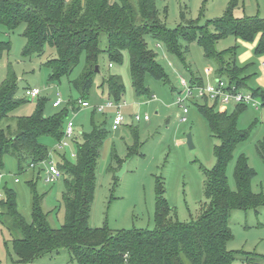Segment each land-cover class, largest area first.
Segmentation results:
<instances>
[{"label": "trees", "instance_id": "16d2710c", "mask_svg": "<svg viewBox=\"0 0 264 264\" xmlns=\"http://www.w3.org/2000/svg\"><path fill=\"white\" fill-rule=\"evenodd\" d=\"M234 2L226 7L221 17L207 20L204 25L187 19L181 12V23L170 29L156 7V0H0V25L8 31L21 23L25 25L23 57L42 56L47 44L53 49L54 57L47 58L45 63L50 69L51 81L68 77L84 55L81 73L69 81L78 93V99L87 100L90 94L99 73L101 52L106 54L109 66L121 64L123 54L128 53L130 80L137 96L148 94L146 75L168 85L169 78L157 53L148 47L147 38L161 44L167 54L177 58L189 74L190 84L203 85L186 61L187 46L196 41L204 57L214 62L216 75L239 89L246 85L249 76L243 74L247 65L236 63L237 45L224 51H218L215 45L229 36L248 43L257 39L253 53L256 57L263 56L264 18L235 17ZM101 33L106 35L104 51L99 48ZM9 48V43L0 42V58ZM101 88H105L108 98L112 96L116 102L124 92V85L115 74L103 77ZM16 92L17 78L9 70L0 84V167L2 159L10 156L16 160L19 170L25 165L29 168L33 165L31 169L34 170L48 156L49 147L41 142V138L48 137L53 144H58L64 137V118L68 111L64 108L45 116L44 100H41L31 116L15 119L14 129L3 128L1 124L9 119L8 113L20 103ZM248 92L264 106L263 89ZM76 101L70 103L72 108ZM201 101L203 105L199 112L219 144L213 148L214 167L202 169L206 204L196 219L181 223L173 218L172 208L164 197L163 184L157 177L152 230H114L106 225L91 228L88 221L95 192L96 164L102 143L111 130L112 118L109 128L105 121L99 125L92 122L90 132L81 133L73 140L75 162L62 156L58 164L64 187L61 198L64 219L60 228L53 229L48 224L47 214L42 210L43 196L33 190L31 221L27 223L17 210L14 192L4 188L0 222L10 232L16 264H29L60 250H66L70 262L76 264H232L238 256L248 263L257 260L256 257L261 258L227 249V243L232 239L228 227L230 211H257L264 207V193H254L251 189L256 174L244 155L235 162V190L229 189L227 183L226 170L233 152L237 144L248 137L247 132L237 127L239 115L246 105L237 104L233 112L228 113L225 108L217 110V105L207 99ZM256 151L264 163V138L257 143ZM131 155L130 150L122 160L112 151L113 165L109 166L108 172H117Z\"/></svg>", "mask_w": 264, "mask_h": 264}, {"label": "rangeland", "instance_id": "374dc122", "mask_svg": "<svg viewBox=\"0 0 264 264\" xmlns=\"http://www.w3.org/2000/svg\"><path fill=\"white\" fill-rule=\"evenodd\" d=\"M232 1L156 0V7L166 27L173 29L181 23V12L187 19L197 22L198 25H204L207 20L221 17ZM234 1L235 17L264 18V0ZM24 29L23 23L13 31H8L5 26L0 25V42L10 44L9 51L3 53L0 58V84L11 70L17 78L16 99L20 101L19 105L8 113L9 119H5L1 127L10 126L14 129L16 118L31 116L36 111L38 103L44 100L43 114L45 116L67 109L64 124L66 125L68 121L72 122L73 134L70 138H63L61 143L65 142L66 145L61 148L53 144L50 138L42 137L41 142L49 147L48 156L45 161L38 163L34 170L27 165L19 170L16 160L5 156L0 167L1 197L4 196L5 187L11 189L16 196L18 212L27 223H30V202L34 190L39 196H43L42 210L47 214L50 227L60 228L64 219L61 199L64 189L63 178L59 177L53 182H46L47 167L52 164L58 168L62 156L74 163L73 140L81 133L90 132L92 122L99 125L105 121L106 127L109 128L111 117L118 110L124 121L117 131L110 130L102 143L95 170V192L89 226L100 228L106 225L114 230H152L157 177H160L163 184L164 197L172 208L173 218L175 217L181 223L196 219L201 212V207L206 204L202 169L211 170L214 167L213 148L219 144V141L212 136L205 118L199 112L203 101L195 99L193 102H185L183 107L187 108L186 120H181L183 108L178 106L177 96L182 90L181 79L189 83L190 77L177 58L167 54L161 44L147 38L148 47L157 53L158 61L169 78V84L164 85L146 75L145 85L148 88V94L137 96L130 80L128 53L123 54L121 64L109 66L106 54L101 52L98 58L99 73L95 76L86 100L91 108H80L76 101L79 95L69 81L76 79L81 73L85 64L84 55L68 77L64 76L58 81H51V72L45 63L47 58L54 57L53 49L47 44L42 56L23 57ZM99 41V48L104 51L106 48L104 33L99 35ZM235 45L234 38L229 36L219 40L215 47L218 51H224ZM237 47L236 63L239 66L247 65L243 74L249 76L246 85L238 90L242 93L255 88L264 90V60L254 55L250 44H239ZM186 61L203 85L213 82L216 77V66L213 61L204 57L196 41L188 44ZM108 74L118 75L124 85V92L118 102L112 96L108 98L107 90L101 88V80ZM32 88L39 90L38 99L25 96L24 91ZM57 95L60 96V105L58 108H52V102L56 100ZM106 99L120 104V107L94 112L92 108L103 104ZM72 101H76V106L73 108L70 106ZM257 101L258 108L246 105V109L238 118V129L247 132L248 137L237 144L227 166V183L231 190H235L233 179L235 162L240 155H244L249 167L256 174L251 183L252 191L264 193V163L256 151L257 143L264 138V106L259 99ZM235 106L236 104L230 103L224 107L217 106L216 109L225 108L228 113H231ZM145 115H148L147 121L134 120L135 116L142 118ZM188 134L191 136L193 149H189L186 145ZM130 150L132 155L124 162L126 166L121 175L117 176L119 170L115 173L108 172L109 166L113 163L111 152L114 151L116 156L123 160ZM16 179L17 182H15ZM228 227L232 234V239L227 243L228 250L261 257H256L257 260L248 263L238 256L232 264H264V207H259L257 211L231 210ZM16 261L10 232L0 222V264H16ZM29 264L76 263L70 262L66 250H60L48 253Z\"/></svg>", "mask_w": 264, "mask_h": 264}, {"label": "built area", "instance_id": "2783aa9c", "mask_svg": "<svg viewBox=\"0 0 264 264\" xmlns=\"http://www.w3.org/2000/svg\"><path fill=\"white\" fill-rule=\"evenodd\" d=\"M208 72V71H207ZM181 92L177 96V104L179 107L183 108L181 120H186L187 108L183 107L185 102H193L195 99L202 100L207 99L210 103L216 104L219 107H224L230 103L233 104H244V105H251L255 109L258 108V101L252 97V95L247 91L245 93L240 92L236 89L233 85H230L227 80L223 78H215L212 83L207 85H192L188 83L185 79H181ZM40 94L39 90L36 88L27 89L25 91V95L28 98L34 99ZM183 96V97H181ZM60 105V96L57 95V98L54 102H52V108H57ZM77 106L80 108H91L90 104L86 100L78 99ZM119 108L120 104L113 103L110 99H106L103 104L93 107L96 112H103L105 109L108 108ZM148 115L140 118L139 116H135L134 120L139 122L141 120L147 121ZM124 121L123 116L117 110L112 117L111 123V131H117L120 126H122ZM73 134V124L71 121H68L65 125L64 129V137L70 138ZM63 137V138H64ZM63 139L57 144L59 148L65 146V142L61 143ZM34 166L31 165V168ZM46 182H53L59 177H61V173L57 167L52 164H49L46 170ZM2 173L0 172V178ZM17 182V179L15 180ZM4 199L1 197L0 194V201Z\"/></svg>", "mask_w": 264, "mask_h": 264}, {"label": "water", "instance_id": "95a60500", "mask_svg": "<svg viewBox=\"0 0 264 264\" xmlns=\"http://www.w3.org/2000/svg\"><path fill=\"white\" fill-rule=\"evenodd\" d=\"M95 71L98 72V68H97V67L95 68ZM186 145H187V147H188L189 149H193V144H192V140H191V136H190V134H188V135L186 136ZM125 166H126V164L123 163L122 166H121V168L119 169V171H118V173H117V176H120V175H121V172L124 171Z\"/></svg>", "mask_w": 264, "mask_h": 264}, {"label": "crops", "instance_id": "0c3cea01", "mask_svg": "<svg viewBox=\"0 0 264 264\" xmlns=\"http://www.w3.org/2000/svg\"><path fill=\"white\" fill-rule=\"evenodd\" d=\"M234 41H235V44H236V45H239V44H250L251 47H252V49H253L254 46H255V44H256L257 39H256L253 43L243 42V41H240V40H236L235 38H234ZM259 58L264 60V55L261 56V57H259ZM263 63H264V61H263ZM243 66H244V65H243ZM215 78H218V76L216 75ZM215 78H214V79H215ZM219 78H221V77H219ZM223 79H224V78H223ZM112 117H113V116H112ZM112 117H111V118H112Z\"/></svg>", "mask_w": 264, "mask_h": 264}]
</instances>
